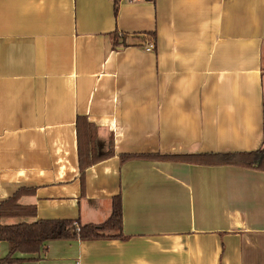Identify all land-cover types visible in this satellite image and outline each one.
Wrapping results in <instances>:
<instances>
[{"label": "crops", "instance_id": "crops-1", "mask_svg": "<svg viewBox=\"0 0 264 264\" xmlns=\"http://www.w3.org/2000/svg\"><path fill=\"white\" fill-rule=\"evenodd\" d=\"M259 149L264 0H0V202L37 212L0 226L102 223L121 194L126 236L24 264H264V170L184 158Z\"/></svg>", "mask_w": 264, "mask_h": 264}, {"label": "trees", "instance_id": "trees-1", "mask_svg": "<svg viewBox=\"0 0 264 264\" xmlns=\"http://www.w3.org/2000/svg\"><path fill=\"white\" fill-rule=\"evenodd\" d=\"M117 13V9H116ZM84 149V148H83ZM91 151V150H90ZM82 152L80 153L82 158ZM92 152V151H91ZM89 152V154H91ZM135 158H161L160 155H122L123 161ZM95 158V157H94ZM90 159V165L95 159ZM184 158L191 159L196 163L206 164H224L238 165L243 167H255L264 170V149L249 152H232V153H198V155H189ZM84 163V162H83ZM82 165V173L85 166ZM25 190H19L11 198L0 202V217H25L36 216L37 212L33 206H21L17 203L18 199ZM112 214L104 222L98 224H80L77 220L71 219H38L32 223L21 222L13 226L1 225L0 239L6 240L10 244V249L7 255L0 259V264H24V258L17 257L16 254L37 253L42 249H47V242L50 240H98L99 238H121L125 239L123 233V207L122 196L118 194L114 196L112 201Z\"/></svg>", "mask_w": 264, "mask_h": 264}, {"label": "built area", "instance_id": "built-area-1", "mask_svg": "<svg viewBox=\"0 0 264 264\" xmlns=\"http://www.w3.org/2000/svg\"><path fill=\"white\" fill-rule=\"evenodd\" d=\"M154 47H155L154 42H151V43H149V45L147 46V50H152V49H154Z\"/></svg>", "mask_w": 264, "mask_h": 264}]
</instances>
